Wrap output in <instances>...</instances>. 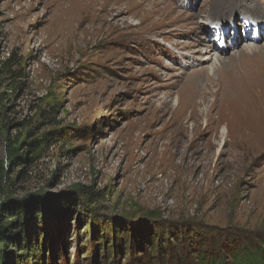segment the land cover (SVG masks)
Segmentation results:
<instances>
[{
	"label": "rangeland",
	"instance_id": "374dc122",
	"mask_svg": "<svg viewBox=\"0 0 264 264\" xmlns=\"http://www.w3.org/2000/svg\"><path fill=\"white\" fill-rule=\"evenodd\" d=\"M6 58L0 162L50 143L4 165L0 217L27 206L3 264H197L264 237V0H0Z\"/></svg>",
	"mask_w": 264,
	"mask_h": 264
},
{
	"label": "trees",
	"instance_id": "16d2710c",
	"mask_svg": "<svg viewBox=\"0 0 264 264\" xmlns=\"http://www.w3.org/2000/svg\"><path fill=\"white\" fill-rule=\"evenodd\" d=\"M15 65L16 63L12 61V58H6L0 63V78L5 79L9 87L13 89L17 88V79L19 78V76H17V71L14 69ZM4 99V94L0 93V104ZM49 143V141L47 143L44 142V139L34 140L26 144L20 151L14 147V142L9 139L5 162H0V183L6 180L3 174L5 164L12 168H22L23 164H33L41 159L44 149ZM17 175L18 178L24 177L25 169L23 168ZM23 204L13 203L9 205L6 207V210H4L3 216L0 217V264H3L4 261V251H9V245L14 246L15 244L13 240L15 231L22 227L20 223L22 218L21 207L27 206V203ZM253 240L256 241L254 242ZM243 242L244 244L240 248L237 247L232 251L226 249V252L224 243L219 242V251L214 252L211 250V253L208 252L209 255L213 253L210 258L206 252L199 253L197 264H264V237L255 236L249 240L243 238ZM24 243L23 237H21L18 243V251L23 252L22 257L27 261L35 249L31 244L25 247ZM228 259L229 262L227 261ZM187 264L193 263L188 262Z\"/></svg>",
	"mask_w": 264,
	"mask_h": 264
},
{
	"label": "bare ground",
	"instance_id": "6f19581e",
	"mask_svg": "<svg viewBox=\"0 0 264 264\" xmlns=\"http://www.w3.org/2000/svg\"><path fill=\"white\" fill-rule=\"evenodd\" d=\"M257 129V128H256ZM226 132L228 133V131L226 130ZM263 133V132H262Z\"/></svg>",
	"mask_w": 264,
	"mask_h": 264
}]
</instances>
